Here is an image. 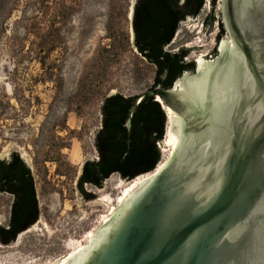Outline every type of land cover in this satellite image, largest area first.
<instances>
[{
	"label": "water",
	"instance_id": "95a60500",
	"mask_svg": "<svg viewBox=\"0 0 264 264\" xmlns=\"http://www.w3.org/2000/svg\"><path fill=\"white\" fill-rule=\"evenodd\" d=\"M136 1L130 11L132 47L148 62L132 32ZM216 19L225 36L215 59L207 60L210 53L193 61L198 63L194 72H185L171 91L161 86L132 99L128 144L142 102L159 97L165 132L166 110H171L169 160L137 185L86 246L53 264H264V0L211 3L203 24L206 35ZM183 49L202 48L174 52ZM100 117L102 122L101 112ZM100 129L89 135L95 151ZM13 153L30 168L17 150L2 153L0 161ZM88 159L95 160L84 158L77 179ZM77 179L76 195L83 205L88 202ZM11 202L0 195V226H7ZM21 236L7 247L16 246Z\"/></svg>",
	"mask_w": 264,
	"mask_h": 264
},
{
	"label": "rangeland",
	"instance_id": "374dc122",
	"mask_svg": "<svg viewBox=\"0 0 264 264\" xmlns=\"http://www.w3.org/2000/svg\"><path fill=\"white\" fill-rule=\"evenodd\" d=\"M132 1L66 0L74 12L61 30L60 48L48 60L56 68L55 82H44L33 54L35 38L17 24L22 10H33L27 8L29 1L21 0L11 18L0 21V155L7 150L25 154L40 209L39 221L16 246H0V264H53L84 246L120 206L132 181L113 175L102 189L87 186L99 198L82 205L76 179L87 155L98 159L89 135L101 127L103 98L113 93L136 97L154 81L156 67L132 47ZM210 8L211 0H205L201 13L181 24L175 36L174 51L202 48L188 53L190 61L209 55L215 45L219 20L210 34L203 30ZM166 134L159 144L162 161ZM58 154L63 156L60 169L45 162Z\"/></svg>",
	"mask_w": 264,
	"mask_h": 264
},
{
	"label": "trees",
	"instance_id": "16d2710c",
	"mask_svg": "<svg viewBox=\"0 0 264 264\" xmlns=\"http://www.w3.org/2000/svg\"><path fill=\"white\" fill-rule=\"evenodd\" d=\"M27 8L22 10L21 19L17 23L24 26L28 36H34L32 42L33 54L44 72V82H55L56 68L48 64L50 56L61 45V30L71 18L74 7L67 6L66 0H28ZM138 0L135 7L133 29L135 45L142 54L141 43L153 49L157 58L165 57L171 64L170 73L180 74L187 68H194V63L182 62L188 52L182 50L178 55H165L162 48L169 43L179 28V24L188 16L197 17L205 5V0ZM21 0H0V21H7L15 10L20 8ZM183 2V3H181ZM213 7L217 0H211ZM157 8L161 10L157 13ZM170 12V13H169ZM167 13L177 15L170 28H163L168 22ZM5 26V23H4ZM133 97L122 94L106 96L101 102V129L95 134L94 146L98 159L86 160L77 179V188L82 197L91 202L96 199L87 186L103 188L105 181L113 175H119L124 181L131 182L140 176L153 172L162 161L159 144L163 141L166 129V114L162 106L153 98L142 102L133 118V131L130 144L127 142L126 117L131 107ZM65 130L66 127H65ZM69 148L68 144L60 146L59 150ZM59 158H46L60 169ZM66 166L71 169L69 163ZM0 184H11L16 195L12 207L9 226H0V243L8 246L18 237L33 227L40 219L39 202L36 182L30 168L19 154L13 153L10 161H0Z\"/></svg>",
	"mask_w": 264,
	"mask_h": 264
},
{
	"label": "flooded vegetation",
	"instance_id": "af4514ba",
	"mask_svg": "<svg viewBox=\"0 0 264 264\" xmlns=\"http://www.w3.org/2000/svg\"><path fill=\"white\" fill-rule=\"evenodd\" d=\"M146 1L147 0H143V3H145ZM137 2H138V0L136 1V3L134 4V6L132 8V19H131V22H132V32H133L134 39H135V32H134V29H133V23H134L135 7L137 5ZM181 3H183V2H181ZM178 5H179V0L176 3L175 11L178 10V7H179ZM160 10H161V8H157V10H156L157 13ZM130 11H131V9H130ZM167 16H168V19H167L168 22H167L166 25H163L164 26L163 28H170V26L173 24L174 20L177 18V15H174V14H172V16H170V14L167 13ZM188 18H195V17H191V16L186 17L179 24V27ZM213 21H214L213 16H210L208 22L212 23ZM217 25H218V34L216 35V38H215V45H214V47L212 48V50L210 52L211 54L207 57V60H213V59H215L217 57L218 50H219V47H220V43L222 41L221 39L224 38V36H225V31H224V28L222 26L221 19L218 21ZM178 30H179V28H178ZM178 30H177V32H178ZM177 32L175 33L173 39L162 48V53L163 54H165V55H178V54L181 53L182 50H180L179 52H174V48H173L174 45H175L174 40H175V36H176ZM144 42L141 43V46L144 48V51L142 52V55L148 60V62H150L152 65H154L156 67V73H155L154 81H153L152 86H151L150 89L159 88V87L163 86V89L164 90L171 91L175 87L176 82L178 81V79L185 72H194L195 67H196V65L198 63L197 62L190 61L189 58H188V54H187L185 57H183L182 62L184 64H192V63H194V68L193 69L192 68H187L184 71H182L180 74H177L176 76L175 75H172L170 73L171 64L168 62V60L165 57L157 58V56L154 55L153 49H151L149 47H146V45L144 44ZM184 51H187L189 53L188 50H184ZM167 69H169V73H168V75H167L166 78L162 79V76H163L164 72ZM150 89H148V90H150ZM151 98H153L159 104L162 103V102H159V97H151ZM10 160H11V157H10V159L8 161H10ZM0 195H7V196H9V197L12 198L7 226H1V227L6 228V227L9 226V223L11 221L12 207H13V204L15 203V201H16V195H15V193L13 191V188H12L11 184H5V185L4 184H0ZM30 229H28L27 231H30ZM27 231H25V232H27Z\"/></svg>",
	"mask_w": 264,
	"mask_h": 264
},
{
	"label": "bare ground",
	"instance_id": "6f19581e",
	"mask_svg": "<svg viewBox=\"0 0 264 264\" xmlns=\"http://www.w3.org/2000/svg\"><path fill=\"white\" fill-rule=\"evenodd\" d=\"M130 18V16H129ZM159 102H161V100L159 99ZM167 116H168V124H167V134H166V138H165V155L164 156V160L157 166V168L152 172V173H149V174H146V175H143V176H140L138 177L137 179L133 180L129 185L128 187L125 189V191L123 192V196L121 198V203L136 189L137 185L144 179L148 178L150 175H152L155 171H157L167 160H169L170 156H171V150H172V129H171V120H172V112L171 110L167 109ZM114 210H112V213H114ZM95 234V233H94ZM93 234V236H94ZM92 236V237H93ZM92 237H89V238H92ZM89 241V240H88ZM88 243V242H87ZM87 243L84 245L86 246ZM83 245H79L75 248L74 251L84 247ZM73 251V252H74ZM72 253V252H71ZM67 256V255H66ZM65 257V256H64ZM63 258V257H62ZM60 258V259H62ZM59 259V260H60ZM57 262V261H56ZM55 263V262H54Z\"/></svg>",
	"mask_w": 264,
	"mask_h": 264
}]
</instances>
